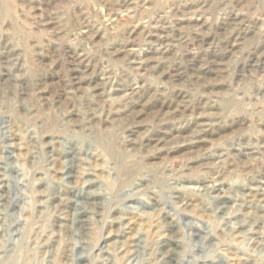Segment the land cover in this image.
I'll return each instance as SVG.
<instances>
[{
	"label": "rangeland",
	"instance_id": "1",
	"mask_svg": "<svg viewBox=\"0 0 264 264\" xmlns=\"http://www.w3.org/2000/svg\"><path fill=\"white\" fill-rule=\"evenodd\" d=\"M258 181L264 0H0V264H264Z\"/></svg>",
	"mask_w": 264,
	"mask_h": 264
},
{
	"label": "bare ground",
	"instance_id": "2",
	"mask_svg": "<svg viewBox=\"0 0 264 264\" xmlns=\"http://www.w3.org/2000/svg\"><path fill=\"white\" fill-rule=\"evenodd\" d=\"M1 169H3V168H1ZM71 173V172H70ZM263 175V174H262ZM258 187H261V186H263L264 185V181H258ZM257 185V184H256ZM207 186V185H206ZM209 188V187H208ZM262 188V187H261ZM256 189V188H255ZM3 191V190H2ZM214 191V190H213ZM212 191V192H213ZM60 196V195H59ZM179 199V198H178ZM182 199V198H181ZM60 200V199H59ZM87 200V199H86ZM80 202H82V201H80ZM84 203V202H83ZM82 204V203H81ZM223 204V203H222ZM13 205V204H12ZM71 206V205H70ZM60 207V206H59ZM62 207V206H61ZM87 207V206H86ZM91 207V206H90ZM78 209V208H77ZM222 212H223V210H222ZM82 213V212H81ZM68 218V217H67ZM79 218V217H78ZM70 219V218H69ZM234 219V218H233ZM238 219V218H237ZM240 220V219H239ZM257 220V219H256ZM241 221V220H240ZM252 221V220H251ZM258 221V220H257ZM237 222H239V221H237ZM82 223V222H81ZM241 226V225H240ZM255 226V225H254ZM244 227V226H243ZM240 229V228H239ZM135 239V238H134ZM137 240H138V238H137ZM141 244V243H140ZM164 246V245H163ZM168 247V246H167ZM142 248V247H141ZM175 248V247H174ZM166 250V249H165ZM172 251V250H171ZM162 253V252H161ZM167 253V252H166ZM175 253V252H174ZM172 256H173V254H172ZM157 257V256H156ZM173 258H174V256H173ZM174 264V263H173Z\"/></svg>",
	"mask_w": 264,
	"mask_h": 264
}]
</instances>
